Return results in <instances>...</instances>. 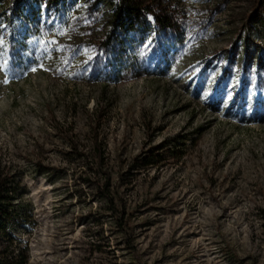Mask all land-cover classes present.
I'll list each match as a JSON object with an SVG mask.
<instances>
[{
    "label": "rangeland",
    "instance_id": "obj_1",
    "mask_svg": "<svg viewBox=\"0 0 264 264\" xmlns=\"http://www.w3.org/2000/svg\"><path fill=\"white\" fill-rule=\"evenodd\" d=\"M179 1L177 53L165 62L151 46L142 75L118 84L37 5L28 31L12 18L7 50L0 9V165L21 188L0 248L26 247L28 264H264V0ZM89 117L126 233L69 150L93 159Z\"/></svg>",
    "mask_w": 264,
    "mask_h": 264
},
{
    "label": "trees",
    "instance_id": "obj_2",
    "mask_svg": "<svg viewBox=\"0 0 264 264\" xmlns=\"http://www.w3.org/2000/svg\"><path fill=\"white\" fill-rule=\"evenodd\" d=\"M37 5L42 11L50 13L51 21L56 26L70 23L74 28V41L82 42L93 61L91 73L106 83L118 84L142 75L144 55L151 46L164 54L167 62L179 50L184 40L185 13L179 0H0V9L5 20L10 23L7 50L13 51L19 38L14 29L12 18H19L20 27L28 23L22 14H28ZM79 6V10L75 9ZM27 23V24H26ZM26 36H29L26 33ZM247 54L243 57L241 77L244 78L247 67ZM264 69V55L256 57L254 76L257 78L255 91L261 98L259 78ZM88 126L91 134L93 159H89L83 150L69 143V150L82 161L79 171L88 170L83 183L90 181L97 195L102 198L114 220V225L122 233L129 228V215L120 211L111 192V173L106 167L102 144L97 133V121L89 117ZM160 155L152 154L144 158L146 165L154 164ZM39 165L37 166V168ZM49 169H38L44 174ZM90 172V173H89ZM82 173V172H81ZM21 188L14 172L0 165V220H8L14 214V202L20 197ZM264 220V211H263ZM13 241L8 240L0 248V264H28V249L14 250Z\"/></svg>",
    "mask_w": 264,
    "mask_h": 264
},
{
    "label": "snow or ice",
    "instance_id": "obj_3",
    "mask_svg": "<svg viewBox=\"0 0 264 264\" xmlns=\"http://www.w3.org/2000/svg\"><path fill=\"white\" fill-rule=\"evenodd\" d=\"M35 69H33V71H34Z\"/></svg>",
    "mask_w": 264,
    "mask_h": 264
}]
</instances>
